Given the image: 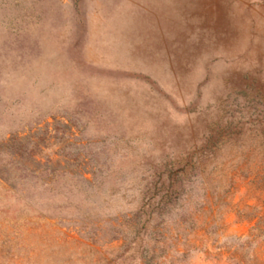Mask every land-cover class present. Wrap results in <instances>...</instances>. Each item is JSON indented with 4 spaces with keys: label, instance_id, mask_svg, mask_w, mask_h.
Here are the masks:
<instances>
[{
    "label": "rangeland",
    "instance_id": "rangeland-1",
    "mask_svg": "<svg viewBox=\"0 0 264 264\" xmlns=\"http://www.w3.org/2000/svg\"><path fill=\"white\" fill-rule=\"evenodd\" d=\"M0 264H264V0H0Z\"/></svg>",
    "mask_w": 264,
    "mask_h": 264
}]
</instances>
